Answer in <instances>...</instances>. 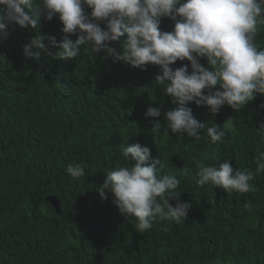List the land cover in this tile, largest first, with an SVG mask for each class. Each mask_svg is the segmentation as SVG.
Returning <instances> with one entry per match:
<instances>
[{"label":"trees","instance_id":"trees-1","mask_svg":"<svg viewBox=\"0 0 264 264\" xmlns=\"http://www.w3.org/2000/svg\"><path fill=\"white\" fill-rule=\"evenodd\" d=\"M61 28L58 14L51 21L42 15L38 29L11 23L7 40L0 41V264H264V174L251 182L255 193L229 194L195 182L196 164L217 158L229 159L234 169L255 170V149L264 150V94L239 112L224 105L215 115L189 103L196 119L227 132L223 143L212 145L206 129L200 141L170 130L165 135L164 113L175 105L155 85L158 65L142 71L113 63L90 46H81L73 59L25 57L32 37L54 35L59 42ZM173 28V21L161 19V31ZM126 38L110 46L121 51ZM254 42L264 48V25ZM200 63L207 65L205 58ZM150 106L161 110L160 132L153 133V118L144 116ZM127 142L149 147L166 164L157 165L161 174L181 180L180 199L193 204L187 220L157 217L140 233L111 193L99 196L105 170L124 163L121 146ZM80 162L86 175L73 180L66 168ZM128 162L134 163L131 156ZM248 201L257 206L251 213L244 208Z\"/></svg>","mask_w":264,"mask_h":264},{"label":"clouds","instance_id":"clouds-1","mask_svg":"<svg viewBox=\"0 0 264 264\" xmlns=\"http://www.w3.org/2000/svg\"><path fill=\"white\" fill-rule=\"evenodd\" d=\"M57 14L64 34L61 40L36 34L24 45L25 57L38 59L44 53L53 59H73L81 55V46H90L93 54L103 51L113 63L142 71L148 64L158 65L155 85L162 86L175 105L164 113L165 135L170 130L200 141L206 134L212 145L223 143L227 132L212 121L208 126L196 119L189 103L207 106L215 115L224 105L239 112L256 94H264V48L254 42L264 25V0H0V41L7 40L11 23L36 30L42 15L51 21ZM165 17L174 22L171 32L160 29ZM71 35L78 38L73 41ZM125 35L121 51L110 46ZM178 60L189 64L170 67ZM259 107L264 110V103ZM144 116L153 118V133L164 127L156 119L161 116L159 108L148 107ZM202 129H206L203 135ZM259 130L264 132V124ZM121 151L124 163L105 170L99 196L107 199L111 193L112 203L126 218L136 219L134 227L140 233L150 230L157 217L176 223L187 220L193 204L180 199L184 190H178L181 180L175 174H161L159 169L166 168L162 158H153L150 148L140 143L127 142ZM255 152V170L234 169L229 159L198 162L196 184H210L229 194L255 193L251 182L264 174V150ZM129 156L134 163L128 162ZM66 172L73 180L86 175L83 162L69 164ZM256 207L251 201L244 204L250 213Z\"/></svg>","mask_w":264,"mask_h":264}]
</instances>
